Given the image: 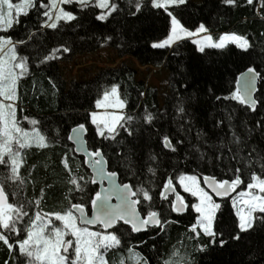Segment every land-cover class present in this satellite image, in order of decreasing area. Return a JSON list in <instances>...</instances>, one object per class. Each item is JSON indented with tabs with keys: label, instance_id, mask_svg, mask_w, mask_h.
<instances>
[{
	"label": "snow or ice",
	"instance_id": "1",
	"mask_svg": "<svg viewBox=\"0 0 264 264\" xmlns=\"http://www.w3.org/2000/svg\"><path fill=\"white\" fill-rule=\"evenodd\" d=\"M73 3L81 10L99 9V12H93L98 22H107L110 17L114 19V14L119 15L121 11L116 0H20L19 3L0 0V245L7 250L5 264H126V260L131 264H189L187 257L175 247L168 258L161 260L158 240L147 245L143 239L145 235L162 239L173 223L172 214L188 210L185 198L176 192L174 178L178 179L185 193L196 198V202L191 203L194 211L188 231L190 238L198 242L200 251L214 246L223 247L230 242L239 243L252 232H264V147L261 146L264 145V95L259 98L255 95L258 82L264 81V74L254 66L240 73L235 81V90L228 95H217L211 87L208 89V95L221 106L217 111L222 115L210 121L209 131L215 134L212 144L208 143L212 137L202 129L196 130V138L214 150L213 155L218 163L228 161L218 173L221 178H217L216 173L202 175L201 186L200 174L179 173L173 177L163 173L167 176L166 183L162 184L163 190L156 192L155 197L151 195L139 176L143 174L145 166L148 173L153 176L156 173V168L149 164V161L158 160V155L152 153V143L157 144L166 157L179 154L193 130L191 107L196 103V96L181 95L176 100L175 115L172 117L175 128H157V123L163 119L158 110L146 108L136 116L126 115L123 111H108L123 110L127 103L121 98L120 84L111 82L110 87L103 90L102 96L94 101L95 107L104 111L86 113L83 118L85 122H77L71 129L72 134L67 136V140L75 143V152H86L88 166L94 173L91 183L99 180L103 184L107 180L109 187H102L91 198L87 190L89 181L73 172L68 164L69 157L64 153L61 160L68 173V207L44 211L43 189L40 198L29 200L23 197L25 178L21 175V169L26 162L27 150L33 146L46 149L52 143L59 142V129H56L57 136L50 138L47 125L40 120L28 116L17 118L20 109L19 84L22 78L32 73L33 65L37 62L33 57L34 45L42 44L45 39H54L64 28L83 26L82 19L65 8V5ZM220 4L231 8L240 6L239 0H220ZM244 4L252 6L254 12L264 18V0H244ZM190 6V0H126L128 14L132 16L142 15L146 11L153 15L166 14V38L158 37V42L151 44L155 49L173 45L180 47V42L192 37H196L192 43L197 46V51L205 55L206 49L224 50L229 45H235L242 52L252 47L245 34L226 32L217 37L203 22H190L186 15ZM29 11H32L35 19L31 24H22L20 16L23 14L27 18ZM14 25L23 27L22 38L14 39L9 34L8 30L14 29ZM49 29L54 32H48ZM111 39L110 35H106L103 42ZM61 50L68 53L72 49L61 43L38 63L45 65ZM49 81L55 94L59 91L57 82L53 77H49ZM231 100L246 106L245 111L252 116L250 122L241 121L239 127L233 124L232 113L235 110L230 112L229 106L225 105L226 101ZM89 118L90 124L95 126L94 134L109 141L105 147L115 142L123 150V155L116 154L114 150V163L117 167L122 164L126 174L136 178L132 183H115L117 171L105 169V152L100 147H96L95 151L83 148L86 143L84 136L89 131L86 127ZM22 121H27L30 127L22 126ZM225 121L230 130L227 138L224 134ZM206 136L208 139H204ZM140 141H144L143 145ZM191 147L199 153L198 160L211 159L199 143ZM232 161H236V164H232ZM172 167L174 172L177 171V166ZM245 168L250 170L247 191L231 197L238 221L234 219L228 224L218 220L221 204L214 196L228 197L243 184ZM257 168L261 174H257ZM205 171L209 169L205 168ZM225 171L230 173L229 178H223ZM151 183L149 180L148 184ZM170 194H175L174 201L169 198ZM77 195L83 202H72ZM113 196L117 200L115 204L111 202ZM86 203L91 204V215L86 211ZM220 215L223 216V213ZM91 226H97L99 230H93ZM133 233L139 235L132 237ZM129 237L151 250L143 255L130 243ZM201 237L206 238L205 242H200ZM257 255L264 258V249L253 251L248 264H258L255 259Z\"/></svg>",
	"mask_w": 264,
	"mask_h": 264
},
{
	"label": "trees",
	"instance_id": "2",
	"mask_svg": "<svg viewBox=\"0 0 264 264\" xmlns=\"http://www.w3.org/2000/svg\"><path fill=\"white\" fill-rule=\"evenodd\" d=\"M13 2L18 3L20 0H13ZM116 2L120 4L121 11L119 15L114 14V19L110 17L107 22L96 21L93 12H99V9L81 10L76 3L65 5L66 10L74 11L78 19H82L83 26L64 28L56 34L54 39H45L42 44L34 45L33 57L37 62L33 65L32 73L22 78L19 84L20 109L17 118L22 119L23 116H28L40 120L47 125V135L50 138L57 136L56 129H59V142L52 143L46 149H38L35 146L28 149L26 162L21 169V175L25 178L23 197L35 200L40 198L41 189H43L44 211L61 210L68 207V173L61 160L64 153H67L69 157L68 164L73 172L83 175L89 181L87 190L90 197L93 198L97 192L98 186L91 183L90 171L85 166L83 158L74 152L73 145L67 140V136L70 135L71 129L76 126L77 122H85L83 118L86 113L90 114L91 111L97 109L95 99L102 96L103 90L110 87L111 82L120 84L121 98L127 102L124 110L126 115L136 116L146 108L150 111L158 110V114L163 116V119L157 123V128H175L172 124V117L175 115L176 100L181 95L196 96V103L191 107L193 130L179 154L171 158L166 157L160 147L152 143V153L158 155V160L149 161V164L156 168V173L154 176L148 173L147 166H145L139 179L155 197L156 192L163 190L162 184L166 183L167 176L162 175L163 173L173 177L179 173L200 174L202 182V175L218 174L220 169L225 168L228 161L218 163L213 155L214 150L209 149L196 138V130L202 129L212 137L208 140V143L212 144L215 134L209 131L210 121L222 115L217 111L221 106L208 95V89L211 87L217 95H228L229 92L235 90V81L240 73L250 66L257 67L258 71L264 74V18L259 13H255L252 6L244 4V0H239L240 6L235 8L222 6L220 0H190L191 6L186 13L190 22H203L215 36L225 32L245 34L252 44L247 52H242L235 45H229L224 50L206 49V55L197 51V46L192 43L193 38H185L180 42V47L173 45L164 49L153 48L151 44L157 42L158 37L166 38L164 35L166 14L153 15L146 11L142 15L132 16L128 14L126 0H116ZM19 19L22 24H31L35 17L32 11H29L27 18L22 14ZM47 31L54 32L50 29ZM8 32L14 39L24 36L23 27L20 25H14V29ZM106 35H110L112 39L104 43ZM61 43L72 50L68 53L61 50L45 65L38 63L44 55L51 53L52 48L59 47ZM105 48L114 49L119 57H132L143 66L164 67L168 71L169 90L163 96V100H159L158 88L148 85L145 80L137 79V70L125 62L117 67L102 69L86 80L74 79L67 85L62 75L60 62L71 61L80 54L98 53ZM49 77H53L57 82L59 91L55 94L51 89ZM261 95H264V81L259 82L256 93L258 98ZM225 105L229 106L230 112L235 110L232 113L233 124L238 127L241 121L250 122L252 120V116L245 111L246 106L240 105L239 102L226 101ZM164 113L168 115L164 116ZM22 126L30 127L27 121H22ZM86 126L89 128L87 139L90 149L96 150V147H100L105 152L109 169L117 171L122 183H132L136 178L126 174L122 164L117 167L114 163V150L120 155H123V150L115 142L105 147L109 141L94 134L95 126L90 124V118ZM224 134L225 138L230 136L227 121H225ZM143 143L144 141H140L141 145ZM198 143L202 150L208 152L211 159L205 161L197 159L199 153L191 145ZM261 146L264 147V145ZM144 155L147 159L146 149ZM232 164H236V161H232ZM173 165L177 166L175 172ZM205 168L209 171H205ZM256 170L257 174H261L258 168ZM243 171L245 176L242 179L245 182L237 190L246 189L249 182L247 176L250 170L245 168ZM229 175L230 173L225 171L223 178H229ZM217 178H221L219 174ZM149 180L152 181L151 185L148 184ZM177 180L174 178L173 182ZM187 197L190 205L195 202L190 195ZM231 197L214 198L221 204V209L217 213L218 220L226 221L228 224H231L234 219L238 221L235 217V208L231 204ZM72 202L83 201L77 195ZM90 205V203L85 204L88 209ZM193 211L190 206L183 214L173 213L171 217L173 223L169 226L167 235H164L162 239L153 235L143 237L147 245H151L153 240H158L161 260L168 258V254L175 247L187 257L189 264H248V261L252 259L253 251L264 249V232L256 231L239 243L230 242L223 247L214 246L206 251H200L198 242L190 238L191 234L188 231ZM221 212L223 216L220 215ZM137 235L139 234L133 233L132 237ZM132 237H129L130 243L135 245L143 255H147L151 249H146L145 244H140ZM205 240L204 237L200 238V242H205ZM7 259V250L0 245V264H5ZM255 259L258 264H264V258L261 256L257 255ZM126 264H131V262L126 260Z\"/></svg>",
	"mask_w": 264,
	"mask_h": 264
},
{
	"label": "rangeland",
	"instance_id": "3",
	"mask_svg": "<svg viewBox=\"0 0 264 264\" xmlns=\"http://www.w3.org/2000/svg\"><path fill=\"white\" fill-rule=\"evenodd\" d=\"M194 1H201V0H194ZM192 38L196 39V37H192ZM124 62L134 67L137 70V79L145 80L148 85H152L158 88V92L160 94L159 100L162 101L163 96L169 90L168 71L164 67L157 68L154 66H143L136 59L132 57H128V56L119 57L117 52H115V50L112 48H105L98 53H93L88 55L87 54L76 55L71 61L60 62V67H61L62 75L66 80L67 85H69L71 81L74 79L86 80L102 69L117 67ZM124 110L125 109L123 110L109 109L108 111L124 112ZM94 111L103 112L104 109H96ZM177 183L179 184L178 180ZM201 186H203L202 183ZM180 188L183 190L182 187ZM241 191H247V188L244 190H236V192L233 194V197L236 196ZM188 194L190 195V193ZM194 199L196 202V198ZM93 230H99V229L95 228Z\"/></svg>",
	"mask_w": 264,
	"mask_h": 264
},
{
	"label": "water",
	"instance_id": "4",
	"mask_svg": "<svg viewBox=\"0 0 264 264\" xmlns=\"http://www.w3.org/2000/svg\"><path fill=\"white\" fill-rule=\"evenodd\" d=\"M238 78H239V77H238ZM259 82H260V81H259ZM259 82H258V84H257V91H258ZM256 93H257V92H256ZM256 93H255V95H256ZM86 127H87V126H86ZM71 134H72V133L70 132V135H71ZM87 135H88V133L85 134V136H84V139H85L86 143H85V145L83 146V148L87 149V151H93V150L90 149V147H89V143H88ZM70 142H71V144L73 145V148H75V147H76L75 143H74L73 141H70ZM101 151H102V150H101ZM74 152H75V151H74ZM75 153L84 159L85 166L88 168V170H90L91 175L93 176L94 173H92V169L88 166V163H87L88 157H87L86 152H85V151H81V152H75ZM105 160H106V163H105V165H104L105 169H106L107 171H111V170L109 169V164H108V160H107L106 157H105ZM115 183H116V184H121V183H122V182L120 181V176H119L118 173H117V176H116V178H115ZM202 183H203V180H202ZM95 184H98V185H99V191L101 190L102 187H103V188H107V187H109V182H108L107 180H105V181L103 182V184H101L100 181L97 180ZM174 185L176 186L175 183H174ZM239 187H240V186H238L237 189H238ZM237 189H236V190H237ZM134 190H135V189H134ZM236 190H235L234 192L230 193V195H229L228 197L233 196V194L236 192ZM176 192H178L181 196H183V194L178 190L177 186H176ZM170 195H174V199H175V194H170ZM94 197H95V196H94ZM228 197H223V198H228ZM214 198L221 199L220 197H215V196H214ZM111 202H112L113 204L117 203V200H116V197H115V196H113ZM185 203H186V202H185ZM85 207H86V206H85ZM86 211H88L89 215H91V214H92L91 206H90V211L87 209V207H86ZM178 214H183V213H178ZM91 227H92L93 229L97 228V226H91Z\"/></svg>",
	"mask_w": 264,
	"mask_h": 264
},
{
	"label": "flooded vegetation",
	"instance_id": "5",
	"mask_svg": "<svg viewBox=\"0 0 264 264\" xmlns=\"http://www.w3.org/2000/svg\"><path fill=\"white\" fill-rule=\"evenodd\" d=\"M93 151H95V150H93ZM84 160V159H83ZM90 171V170H89ZM91 173V172H90ZM92 176V175H91ZM202 183V182H201ZM95 184V183H94ZM175 184H176V186H177V188H178V190L183 194V197L185 198V202L189 205V207L191 206L190 205V203H189V199H188V197L187 196H189V194L188 193H185L181 188H180V186H179V184L177 183V182H175ZM97 186H98V190L97 191H99V185L98 184H96ZM95 196V195H94ZM94 196H93V198H94ZM169 198L170 199H172L173 201H174V195H169ZM91 206V205H90ZM88 209V208H87ZM89 211H90V209H88Z\"/></svg>",
	"mask_w": 264,
	"mask_h": 264
}]
</instances>
